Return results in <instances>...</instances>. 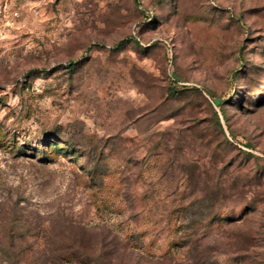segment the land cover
Listing matches in <instances>:
<instances>
[{"label":"rangeland","instance_id":"374dc122","mask_svg":"<svg viewBox=\"0 0 264 264\" xmlns=\"http://www.w3.org/2000/svg\"><path fill=\"white\" fill-rule=\"evenodd\" d=\"M0 264H264V0H0Z\"/></svg>","mask_w":264,"mask_h":264}]
</instances>
